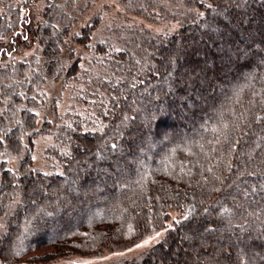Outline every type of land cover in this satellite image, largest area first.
Listing matches in <instances>:
<instances>
[{"label": "trees", "instance_id": "trees-1", "mask_svg": "<svg viewBox=\"0 0 264 264\" xmlns=\"http://www.w3.org/2000/svg\"><path fill=\"white\" fill-rule=\"evenodd\" d=\"M90 1L50 0L37 23L19 20L21 9L1 28L0 40L11 37L0 49V260L99 255L179 211L140 263L121 264H240L238 254L264 264V0H134L145 19L161 13L178 29L117 27L84 56ZM49 81L72 84V105L38 125ZM40 134L53 135L58 173L32 168ZM25 145L17 171L7 169L1 156Z\"/></svg>", "mask_w": 264, "mask_h": 264}, {"label": "rangeland", "instance_id": "rangeland-1", "mask_svg": "<svg viewBox=\"0 0 264 264\" xmlns=\"http://www.w3.org/2000/svg\"><path fill=\"white\" fill-rule=\"evenodd\" d=\"M49 1L50 0H29V4L26 6L25 0H0V33H2L1 28L4 26V24L8 28L12 24H14L15 15L17 14L15 12L21 9L23 11L18 12V15H20L19 20H22L28 16V18H31L32 20L34 19V23H37L41 20V16L44 12V9H46ZM152 7L154 8V3L152 4ZM138 8L139 5H135L134 0H91L90 4H88L85 13L80 16V27H86L87 24L89 26V22L91 23V25H93L94 23V28L96 27L93 30H89L91 35V41L89 47L85 48L84 56L93 53L92 44L95 42V40H105L108 36L107 32H109L110 30H115V28L117 27L118 29L124 30V27L129 28L130 26H133V24H135L138 27H143L144 29L149 30V32L155 35H160L167 32H175L178 29V22L171 21V17H163V15L159 13L158 18L155 21L154 17H152V20H147L138 13ZM10 37L11 35L4 40L3 38L2 40H0V49L1 46L7 48L10 47L8 43ZM244 42L247 47H249L251 44V40L249 38H245ZM34 53V47L22 50L21 52H15L5 63L7 64L12 61L18 62L21 59L31 57ZM80 53H82L81 49L79 50V53L77 52V54ZM172 77V75L169 76L170 81ZM69 86H72V84H70ZM69 86L67 87V90H63L62 84L60 82L56 83L54 81H49L39 88V94L41 97V107L39 106L38 108V115L40 117L38 125L42 123V118L44 115H46L49 121L54 122L55 116L53 115V110L57 111L56 115L58 116L66 114V112L72 105V101L70 98L71 89ZM185 92H188V90H186ZM192 97L194 100L197 99L196 96ZM181 113L182 115L186 114L185 110L183 109ZM171 123H173V121ZM53 144L54 138L51 134H40L34 139L33 144H30V147H32V168L38 171L45 172L47 174L58 173L55 168H52V166L54 165L51 162L50 158L47 157V155H51L50 152H47V150L48 148L53 146ZM27 147L28 146L25 145L23 151L18 154H7L1 156V160L7 162V169L17 171L19 162L23 158ZM180 215L181 213L179 211H172L170 212V219L166 223L165 228L151 232L150 234L144 236L142 239L134 243L124 245L123 247L106 249L99 255H70L67 257H57L51 262L31 263L27 261H22L20 263L15 264H121L126 262L140 263L144 256L153 247L163 241L167 229L173 226L174 220H180ZM0 225H2V227H0L1 238L6 232L5 225L2 222L1 218ZM158 233L160 235L157 237ZM153 237L157 238L153 239ZM137 244H140L142 246L136 247ZM48 252H52V249H43L37 252V254L42 255ZM175 252L176 250L173 249L170 254L173 255ZM0 264L7 263H4L0 260Z\"/></svg>", "mask_w": 264, "mask_h": 264}, {"label": "snow or ice", "instance_id": "snow-or-ice-1", "mask_svg": "<svg viewBox=\"0 0 264 264\" xmlns=\"http://www.w3.org/2000/svg\"><path fill=\"white\" fill-rule=\"evenodd\" d=\"M208 7H211V5H208ZM200 15L203 16V13H201ZM261 119H264V117H259V116L256 117V121H257V122H259ZM111 147H112V149H116V148H117V145H116L115 143H113V144L111 145ZM208 171L210 172L211 169H208ZM45 175H47V173H45ZM261 188H262V190H264V185H262ZM252 191L255 192L256 189L253 188ZM227 211H228V210L225 209V212H227ZM188 218H189V217H188L187 215H185V216L182 217L183 220H187ZM229 222H230V221H229ZM174 223L179 224V223H181V220H174ZM0 227H2V225H0ZM241 227H242V226H241ZM206 231H214V229H210V228H208V229H206ZM159 235H160V234L158 233V234H157V237H158ZM157 237H153V239H156ZM146 243H147V242H146ZM141 246H142V245H140V244H137V245H136V247H141ZM237 258L239 259L240 264H245L243 255L238 254V257H237Z\"/></svg>", "mask_w": 264, "mask_h": 264}]
</instances>
